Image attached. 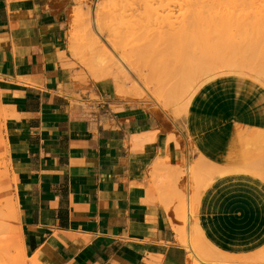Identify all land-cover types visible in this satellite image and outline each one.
Here are the masks:
<instances>
[{
  "label": "crops",
  "instance_id": "0c3cea01",
  "mask_svg": "<svg viewBox=\"0 0 264 264\" xmlns=\"http://www.w3.org/2000/svg\"><path fill=\"white\" fill-rule=\"evenodd\" d=\"M70 7V0H0V138L14 178L17 239L29 264H185L187 251L150 186L157 160L181 157L168 138L177 127L76 78L65 47ZM247 86L245 78H218L197 90V102L243 114L246 130L249 112L264 115V85L233 97ZM209 120L219 141L218 119ZM233 136L224 139L226 153L234 145L229 157L245 142ZM228 154L232 170L198 167L225 172L202 199L211 216L193 226L213 246L239 236L264 246V184ZM231 207L241 209L242 222L223 215Z\"/></svg>",
  "mask_w": 264,
  "mask_h": 264
},
{
  "label": "rangeland",
  "instance_id": "374dc122",
  "mask_svg": "<svg viewBox=\"0 0 264 264\" xmlns=\"http://www.w3.org/2000/svg\"><path fill=\"white\" fill-rule=\"evenodd\" d=\"M144 1L145 0H70L71 7H70V11L68 13V20L66 21V24H65V47L67 50V54H68L69 58L71 59L70 65L72 67H74L75 69H77V75H76L77 79H79L85 83L86 82L87 83H94L98 86H100V85L103 86L104 90L107 91L110 98H113L114 101H120V102L130 101V102L137 103L138 105L143 106V108H145L148 111L155 112L156 114L165 115L167 120L173 124V127H177L176 129L174 128V130H175L174 132H177V134L176 135L170 134L168 138L170 140V143L173 145V148H176L177 152L180 151L181 157H180V159H177V158L174 159L173 153L171 152V153L167 154L164 158L157 160L153 164L152 169H151L150 186H151L152 191L155 193L156 199L159 202H161L165 206V208L168 210L169 221L171 222V224H172V226H173V228L177 234V241L180 244H182L187 251V258H186L185 264H264V258H263L264 247L259 252L254 253L258 246H263L261 240L258 241L261 243L259 245L257 244L256 241H249L246 238H242L240 236L237 238H234V239H227L226 241H224L222 243H217L215 241H212L214 246L219 248L221 251L227 252L229 254H233V255H227V254H224L222 252L217 251L215 249V247L213 245H211L210 243H208L205 240V238L201 235L202 232L199 231L195 226H193L194 224L195 225L196 224L202 225L201 218H203V217L205 218V217H208L210 215L209 207L204 206V201H202V199L205 198L204 193H205V191H208V188L210 187L211 183H214L213 181L218 178V175H221L224 173V172H220V171L218 172V169H216L215 172L209 171L207 169H205V171H203V170L199 171L200 168L196 169V167H199L201 164L206 165V166L211 165L210 167L218 166L220 168L228 165L229 167H226L227 170H231L230 165H229L230 162L226 161V158H225L226 157V155H225V153H226L225 147L226 146H225V142H224L225 140L224 139L227 138V136H229V134L234 135V136L242 135L244 137H248L249 132L251 130H252L251 132H253V130H258L259 132L262 131V133H264V120L262 119V116H264V115L259 114L260 110H259V112L257 111V115L254 114L256 117H254L252 119V114L248 110L244 109L243 113L245 114V117L247 116L246 112L247 113L249 112V114L251 115L250 116L251 120L253 122H251V124L248 126L249 127L248 129L241 130V124L244 121V119H243L244 115L243 114L239 118L236 115L232 116L229 109H228V112L226 114H224V111L220 112L219 114H216L214 111L211 112L210 109H208V111L205 110L203 108V106L200 105L199 102H197V97H199L200 93H201V92L199 93L197 90L202 85L209 83L211 81H214L218 78H224V77L228 78V77L233 76V77H239V78L247 79V81H248L247 88H245L243 91H234L232 93V95H234L233 96L234 98H240L242 95L247 96L254 89L259 92V90H258V88H260L259 85L262 86V83L264 85V73H263L264 72V54H263L264 53V44H263L264 42L262 43V41H264V0H199V1H197V0H192V1L191 0H154L155 2H153V3L150 2L151 0L148 2H144ZM196 2H198V5L196 4L197 7H195V8H198V6L201 4L199 6L201 8H199V10L197 9L198 12H203V13H201L202 15L200 14V16L204 15V13H205L204 11H210L211 13L214 12L216 16H218V14L221 15V13H222L221 17L223 18V20H225L227 25H229L232 17H233L232 21H236L239 17L240 23H242L243 25H245V24L248 25L249 28L245 27L246 28L245 30H247V29L248 30L243 32L244 27L242 24L238 23L239 21L237 20L236 22L240 25V26L238 25L237 27L239 28L242 26L241 31L238 28H237L238 29V31H237V29L235 28L236 22H235V24H233L234 22L233 23L231 22L232 24H230V25H232V27L230 25L226 26V24L224 22V23H222V24H225L224 28L220 27V26H223L222 24L217 25V28H221V30L223 31L222 33H219L218 31L221 32V30L220 29L215 30L214 25H213V28H214L213 29L212 25L210 23L208 25L205 24V21H207L206 19L208 16H209L208 18H211L212 16L216 17V16H214V14H212V16L209 15V12L207 14L205 13L207 15V17L205 15V17H206V19L204 18L205 20L203 19V17H202V19H201V17L197 18L199 20L201 19L200 21H204V23L203 22L199 23L200 27H199L198 23H195V24H198V25H195L196 27L193 24H192L193 26H191V24L190 25L187 24V21L191 22L193 20V22H194L196 20V19L194 20V17H193V19L191 18L192 17L191 14H190L191 17L188 16L189 13H191V12L193 13V11L195 9L193 7L195 6L194 4ZM228 2H231V3H228ZM145 3H147L148 5L146 4V6H145ZM175 3H177V5ZM229 5L234 6L236 10L235 9L232 10L233 7L230 8ZM203 6H204V8H203ZM238 6H240V7L238 8ZM148 7H149V9H148ZM190 7H191V9H190ZM229 8H230V10L228 11ZM185 11L187 12L186 16L190 17L189 18L190 21L187 20L188 18H186L185 14H184ZM197 11H196V15L198 14ZM239 12H241V13L243 12L244 15H245V13H248V16L246 17L247 14L245 16L243 14H239ZM216 13H218V14H216ZM229 13H230V16L232 14L231 17H228ZM182 14H184V15H182ZM194 14L195 13H193V15ZM225 14L227 15L226 16L227 18L225 17ZM238 14L240 16L241 15L242 16L240 17V16H238ZM233 15H237V16H233ZM84 16H85V19H84ZM96 16H97V20L100 19L99 21H101V24L104 25L101 29L105 33L102 36H99V37L97 36L98 37L97 40L100 43L99 47L101 48L102 43H103L102 45H106V43H107L106 39H108V41L110 39H113V40H111V42L116 40L115 43L118 45V47L125 50V52L130 56V58L133 60V62L136 64V66H137V64L142 66V67H140L138 65L137 67L140 69L142 68V72H143L142 74L145 75L146 79H145L144 84H143V80L141 78L140 79L142 80L141 81L142 83L138 84V83H135L134 81L126 78V77H123L121 79H118L117 77L115 78L110 73H108L105 69H103V67H104L103 64L99 62V58H98L99 55H95V54H100V53H95L96 51L97 52H101V51L99 50V47H98V50H97V48L93 47V46L96 47L99 44L98 45L97 44L92 45L89 42H88L89 43L88 44L86 42L87 37H86V35H84V34H87V30H88L87 28L92 26L93 19L96 20ZM178 16H179V18H178ZM181 17H183V19L186 18L183 21H185L184 23L189 25V26H187V25L184 26V29L181 26V25H185L184 23H181L182 22V20L180 21V19H182ZM235 17H236V19H235ZM195 18H196V16H195ZM174 19H177L176 20L177 23H175L176 21L174 22ZM226 19H228L229 22H227L228 20H226ZM244 19L245 20L247 19V20L245 21ZM97 20L95 21V23L98 22L97 24H99V21H97ZM253 20H255V21H253ZM208 21L206 23H208ZM220 21H222V20H220ZM171 22H172V24H171ZM88 23L90 26L88 25ZM167 23H169V25ZM176 24H178V27L176 26ZM201 24L204 27H202ZM86 25H87V27H86ZM99 25H97V26H99ZM167 25L169 26V29H166V28H168ZM172 25H174V26H172ZM209 25H211V26L209 27ZM233 25H235V26H233ZM146 27H148V28H146ZM163 27H165V28H163ZM176 27L178 28V30ZM186 27H187V29H186ZM192 27H193L194 31H192ZM206 27H207L206 31L210 28V31L208 30V32H207V33H209L210 38L208 37L207 41H209V43H210V41L211 42L213 41L212 39H214V41L216 39L215 45L217 48H218L217 45H219V44H217V40H219V39L221 41L224 40L223 42L225 43L227 41L226 38H228L229 36L234 34V36L236 35L237 37L235 36L233 38V36H232V39H231V37H229V39H228L229 42H226V44L222 43L220 40L218 41L219 43H222L221 45H222L223 49L227 45L230 44V47L232 46L231 50L233 51V54L235 55V53H236L235 51L239 48V46H236V45L240 42L241 44L239 43L238 45H241L242 48L240 47V49H241V50L239 49L240 52L238 50H237V52L239 54L243 53L242 55H245V56H247L248 53L252 54L246 58L243 57V59H242V55H240L241 56L240 58L242 60H244V58H245L246 61L252 60L253 62H255V63H253L251 61L254 65L257 64L255 61V58H257L260 55L256 59L258 61V67L260 66V68L256 67L257 65L254 67L252 65L253 68H256L255 69L256 72L257 73L259 72L258 74H259L260 79H257L254 75H252V76L250 74L245 75V73L243 74L242 72H239V71L238 72H226L225 71V73L220 72V74H217L218 73L217 71H216L217 72L216 73L214 70H210V71H208V73H206L208 75L204 76L205 75V73H204L203 75L201 74V76H203V77H201L199 75V78L198 77H197L198 79L196 78V80H197L196 82L199 81L198 83H200V81H202V83L200 84V86L198 88H196V90H194V92L192 94H191V92L193 90L192 88L185 90V93L183 90V92H180L181 95H179V96H178L179 91H177L179 89H176V91L167 89L168 87L166 85L170 82V81L168 82L167 79L170 80L171 78L169 77L166 80H164L166 78V76H165L166 72L165 71H167V70H164L166 67H169V68L171 67L172 70L175 69L176 65L174 64V61H177L176 62V64H177L179 62L178 60H180V62H181V59L184 58V60H185V58H186L185 56H188V55H189L188 56L189 59H186V60H189V62H190L191 61L190 55L194 54L193 51H195V50H196L197 54L200 52L199 53L200 55L204 52V50L205 51L209 50V52H206V54L210 53V47H212V45L209 44L208 42H206V38L204 37L205 36L204 33H206V32H204ZM230 27H231V29H230ZM107 28H109L108 32L106 31ZM161 28H163L164 30H161ZM149 29L152 31H150ZM174 29L176 30V32H173ZM224 29H225V31H228L227 32L228 34L224 31ZM252 29H253V31L250 32V30H252ZM166 30L167 31L169 30L170 33L167 32ZM195 30H196V32H195ZM200 31H202V32H200ZM232 31L234 33H231ZM248 31L253 36H250L249 33H246ZM212 32H214V33H212ZM216 32H218V33H216ZM224 32H225V34H227L229 36L227 37V35H226V37H224L225 36ZM111 33H112V35H110ZM144 33H146V34L144 35ZM164 33L166 34V36ZM167 33H169V34L167 35ZM175 33H176V35H175ZM191 33L193 35H191ZM201 33H202V35H201ZM211 33H212V35H211ZM152 34L153 35L156 34L155 36L157 38L156 37L150 38ZM158 34H159V37H158ZM177 34H178V37H177ZM216 34H219V35L217 36ZM221 34H223V35H221ZM160 35H161V38L163 36H164L163 38L168 37V38H166V39H168L167 42L171 40L168 44L167 42L165 43V41L163 42L164 39L162 38L161 39L162 42L160 41L162 43V45L166 44V45H164L165 48H167V46L169 45V47H168L169 49H165L164 46H163V48L167 52L169 51V53L172 50V52H171L172 55L173 54L175 55L176 49H177L178 53H176V54H178V56H179V54L181 55L183 53L182 54L183 57L181 55V59L179 57H178V59H176L177 58V55H176L175 58L173 56L174 60L171 58V61H170V57H169L170 54L169 55L167 54L168 55L167 60H169V61H166L165 50H164V55H162L163 51H162V54L159 53V50H163V48L161 47L162 45H160V47L162 48V49H160L159 45L157 44V43L161 44L159 42ZM169 35L171 36V38ZM172 35H174V36L172 37ZM106 36L107 37L112 36L113 38L112 37L106 38ZM192 36H194V39H192L193 38ZM206 36H207V34H206ZM219 36H222L223 39H222V37L218 38V39L216 38ZM242 36L245 37V39ZM187 37H189V38L187 39ZM199 37L200 38L203 37L202 38L203 40L200 39ZM212 37H214V38H212ZM253 37H255V38H253ZM257 37H259V38H257ZM147 38H149V39H147ZM236 38H239L242 40L239 41V40H236ZM256 38H257V41L259 39H261V40L258 41L257 43H255L253 41H256L255 40ZM145 39H147L148 41ZM150 39H152V40H150ZM190 39H192V40L190 41ZM243 39H244V41L246 40V42H244ZM247 39L249 40V42ZM141 40H143L145 43L147 41V43L145 44L143 41L141 42ZM157 40H158V42H156ZM172 40L173 41L175 40V41L172 42ZM176 40H177V42H176ZM187 40L190 42H193V43H191V44L186 43ZM195 40H197L198 42L201 40L199 42L200 44L196 43L197 41H195ZM151 41H153V42H151ZM235 41H238V42H235ZM242 41L244 43H242ZM171 42H172V44H170ZM201 42L203 44H201ZM215 42H212V43L214 44ZM109 43H110V41H109ZM151 43H152V45H151ZM173 43H175V44H173ZM231 43H234V44L236 43V45L234 46V44H231ZM248 43H249V46H248ZM260 43H262L263 45ZM138 44L139 45L141 44V45L139 46ZM176 44H177V46H179L178 48H177ZM186 44H189V45L187 46ZM193 44L195 45L196 49L195 48L193 49V47H194ZM206 44H209L210 47L206 46ZM259 44L262 45L263 47H261ZM90 45H92V46H90ZM154 46H156L157 49L159 47V50H157V52L159 54H161V55H159L160 57L162 56V58H160L161 63H163L162 61H164V59H163V56H164L165 61L167 63L168 62L170 63L173 60L172 63L175 65L174 68H172L174 66L172 63L171 64L173 66L168 63V65H170V66L167 65V66H165V68H164V65H166L165 63H163V64L160 63L159 65L157 64L158 62H160V60L158 61V59H159L158 54H154V53H156L155 52L156 49ZM187 47H189V48H187ZM207 47H209V49H207ZM230 47H229V50H230ZM245 47H246V49H245ZM222 48L219 47V49H216V48L215 49L219 50V51H223ZM261 48H263V49H261ZM154 49H155V51H154ZM200 49L203 52L200 51ZM215 49L212 48V50H215ZM226 49H228V46L226 47ZM134 50L135 51L137 50V51L134 52ZM232 51L230 54H232ZM146 52L152 53V54L150 53L151 56L149 54V58L150 57L153 58L156 55L155 58H157V60L154 58L151 60V58H150V61L147 60V61H149V63L147 62V64H146V60H145L146 57H143V56H148V53H146ZM238 53H237V55H239ZM221 54H222V52H221ZM225 54H227V53H224V55L223 54L222 55L226 56ZM261 54H262V56H261ZM172 55H170V56H172ZM198 55L195 57L196 58L198 57L197 59L199 60L200 55L199 56ZM96 56H98V57H96ZM203 56H204V53H203ZM203 56L201 58L206 57V55L204 57ZM208 57H209V55H208ZM149 58L147 57V59H149ZM232 58H233V56H232ZM237 58L238 57L236 56V59ZM262 59H263V61L261 63H259L260 62L259 60H262ZM153 60H155V61H153ZM184 60L182 59V62ZM193 60H194V57L192 58V61ZM151 61L153 63L155 62V64H153ZM196 61L197 60H195L194 62L196 63ZM180 62L178 64H180ZM150 63H151V66L149 65ZM191 63L186 62V64H184V66L186 65V67L188 66L190 68L191 67L194 68L193 66H195V63L193 64V66L191 65ZM252 63H250V65ZM144 64H146V65H144ZM156 64L159 66V69H158V66ZM178 64H177V70L180 67L179 70L178 71L173 70L175 72V75H178V73L176 74V72H179V74L181 73L180 75H182L183 73H182V71L180 72V70H184V72L188 71V69H186V67L182 68L183 65L181 66V64H180V66H179ZM197 64L200 65L199 63H197ZM197 64H196V66H197ZM189 65H191V66H189ZM143 66H145V67H143ZM149 66L151 68L152 67L154 68L155 73H154V71H152L153 69L151 71H148L149 69H151V68H149ZM155 67L157 68L156 70H155ZM144 68H146V69L144 70ZM192 68H191V71H192ZM166 69H168V68H166ZM158 71H160L159 74L156 73ZM168 73L171 74V70H169ZM188 73H189V71H188ZM155 74H157V75H155ZM161 74H164V75L161 76ZM260 74H262V75H260ZM175 75L174 74L171 75V76H173L174 81L176 80L175 77L178 78V76H175ZM137 76L139 77V75H137ZM183 76L184 77L186 76L185 73ZM161 77H164V79ZM179 77H181V76H179ZM188 77H189V75H188ZM181 78L183 79V77H181ZM162 79L164 80L163 83H162ZM185 79H186V81H189V78L187 79L185 77ZM185 79H183V81ZM177 80L180 83L183 82V81H179V78ZM177 80H176V82H177ZM166 81H167V83L164 84V82H166ZM163 84L165 85L164 87H163ZM257 84H259V85H257ZM189 92L191 95H189ZM261 94L264 97V90ZM176 96H178V98H180V100L177 99ZM180 96L182 97L183 100L190 97L185 109H184V107H182V106L180 107V105H179L181 103L180 101L182 100ZM234 107L237 109V104H234ZM260 116H261V118H260ZM209 119H214V120L218 119V121L215 123V125H217V126L219 125L218 128L220 130H219V132H217V134L220 137L219 141H217L218 139L215 140V138H213V136L210 134L211 131L209 130V127L211 126V123H210V126H209V124H206V122H210ZM239 124H240V126H238ZM233 129H234V131H233ZM231 133H233V134H231ZM226 141H229V140H226ZM249 144L250 143H247V145L245 147L247 148V146H249ZM262 144H261V146H262ZM215 145H219V146L215 149ZM257 145H260V143L259 144L257 143ZM254 147H256V148L254 149ZM254 147L252 145V149L254 151H259L261 153V156H259V157H262V159L264 160V145L262 147H260V146H254ZM240 157H242V156H240ZM232 160H233L232 162L241 163L239 158L235 157V159H234V156L232 157ZM246 160H247V158H246ZM244 161H245V159H244ZM193 167H194V170H193ZM263 167H262L263 170H260L261 168L259 169L261 171V172H259L261 174V176H259L258 173H254V174L255 175L257 174V176H259L261 178V181L264 184V168ZM223 170H225V169H223ZM232 173H234V172H232ZM226 174H230L229 171L226 172ZM0 178H1V182H0V198H1L0 199V208H1L0 209V264H29L30 258H28L26 256V254H25V252L21 246L20 240L17 239L18 219H17V206H16V201H15V197H14V188H13L14 178L8 169V164H7V160L5 158V151L3 149V144H2L1 138H0ZM223 215L227 218V220H230L231 223H234L233 222L234 220L238 221V222H242L244 220L243 213L241 212V209L239 207H231L228 210L223 211ZM190 226L191 227L193 226V229ZM192 234H194V235H192ZM202 234L204 235V233H202ZM198 241L202 242L203 245L206 247L204 252L201 249L197 248L196 244L198 243ZM189 244L193 245V250L197 254L196 256L193 254L192 250L190 249ZM194 245H195L196 249H194ZM236 255H242V256H236ZM199 258L201 260H203V262L201 260H199Z\"/></svg>",
  "mask_w": 264,
  "mask_h": 264
},
{
  "label": "bare ground",
  "instance_id": "6f19581e",
  "mask_svg": "<svg viewBox=\"0 0 264 264\" xmlns=\"http://www.w3.org/2000/svg\"><path fill=\"white\" fill-rule=\"evenodd\" d=\"M148 1H150V0H145L144 2H148ZM191 1H192V0H191ZM197 1H199V0H197ZM150 2L153 3V2H155V1H154V0L152 1V0H151ZM194 2H195V1H194ZM228 3H231V2H228ZM146 4H147V3H145V6H146ZM175 4L177 5V3H175ZM187 4H188V3H187ZM196 4L198 5V2H196V3L194 4L195 6H194L193 8L197 7ZM147 5H148V4H147ZM150 5H151V4H150ZM200 5H201V4H200ZM200 5H199V6H200ZM237 5H238V4H237ZM239 5H240V4H239ZM192 6H193V5H192ZM199 6H198V8H195L194 11H193V13H195L194 15L196 16V18H195V16L193 15L192 12L188 14V16H190V17H191V15H192L191 18L193 19V17H194V20L196 19L197 21L195 20L196 22H195V21L193 22V20L191 19L192 21H191V22H188V21H187V24H189V25L191 24V26H193V25L195 26V25H198L199 23H202V22L204 23V21H200V20L202 19V17H203V19H204V18L206 19V17H207L206 14H207L208 12H209V15L212 16V14H214V16H216L214 12L211 13L210 11H204L206 14L204 13L203 16H200V14L203 13V12H198V11H197V9L199 10V8H201V7H199ZM229 6H230V8L233 7L232 10L235 9L234 6H231V5H229ZM239 7H240V6H238V8H239ZM145 8H146V7H145ZM203 8H204V6H203ZM230 8L228 9V11L230 10ZM148 9H149V7H148ZM190 9H191V7H190ZM188 10H189V9H188ZM195 10H196L197 13H198L197 15H196V11H195ZM203 10H204V9H203ZM232 10H231V11H232ZM235 10H236V9H235ZM238 10H239V9H238ZM238 10H237V11H238ZM242 10H243V9H242ZM86 11H87V10H86ZM186 11H187V10H186ZM186 11H185V13L183 12V13L185 14V16H186V13H187ZM189 11H190V10H189ZM200 11H201V10H200ZM231 11H230V12H231ZM237 11H236V12H237ZM240 11H241V10H240ZM233 12H234V11H233ZM236 12H235V13H236ZM243 12H244V11H243ZM243 12H242V13L239 12V14H243V15H244ZM87 13H88V12H87ZM87 13H86V14H87ZM227 13H228V12H227ZM231 13H232V12H231ZM237 13H238V12H237ZM184 14H182V15H184ZM190 14H191V15H190ZM216 14H218V13H216ZM233 14H234V13H233ZM239 14H238V16H240ZM246 14H247V15H246ZM97 15H98V14H97ZM201 15H202V14H201ZM205 15H206V17H205ZM245 15H246V17H247V16H248V13H245ZM245 15H244V16H245ZM148 16H149V15H148ZM185 16H184V17H185ZM211 16H210V17H211ZM221 16H222V13H221V15L218 14V16H216V17H213V16H212L211 18H208V17H209V16H208L206 20H207V21L209 20V21H208V23H206L207 21H205V24L208 25V24L210 23V24L212 25V28H213V25H214L215 30H218V29L221 30V28H217V25H218V24H222V23L225 22V20H223V18H222ZM226 16H227V15L225 14V17H226ZM231 16H232V14H231ZM231 16H230V13H229V16H228V17H231ZM233 16H237V15H233ZM241 16H242V15H241ZM241 16H240V17H241ZM190 17H187V16H186V18H188L187 20L190 21V19H189ZM200 17H201L200 20L197 19V18H200ZM219 17H220V18H219ZM225 17H224V18H225ZM246 17H245V18H246ZM98 18H99V17H98ZM175 18H176V17H175ZM178 18H179V16H178ZM181 18H182V19H180V21L182 20L181 23H184L185 21H183V20H185L186 18H185V19H183V17H181ZM216 18H217V19H216ZM221 18H222V19H221ZM226 18H227V17H226ZM242 18H243V17H242ZM84 19H85V16H84ZM205 19H204V20H205ZM228 19H229V18H228ZM228 19H226V20H228ZM235 19H236V17H235ZM96 20H97V16H96ZM96 20L93 19V21H92V23H93L92 26H90L89 23H88V25H89L90 27L88 26L89 28H87V29H88V30H87V34H84V35H86V37H87V38H86V39H87V40H86L87 43L89 42V43L92 44V45H95V44L98 45V44H99V45L96 46V47L93 46L94 48H97V50H98V47L100 46V43L98 42L97 39H98L99 36H102V35H104L105 33H104V31L101 29L104 25L101 24V21H99L100 19L97 20V21H99V24H100V25L97 24L98 22L95 23ZM176 20H177V19H174V22H175ZM178 20H179V19H178ZM198 20H199V21H198ZM220 20H222L223 22L220 21ZM232 20H233V17H232V19L230 20L229 25L232 24L233 22H234L233 24H235V22H236L237 20L239 21V17H238V19H237L236 21H232ZM244 20H245V19H244ZM246 20H247V19H246ZM246 20H245V21H246ZM85 21H86V20H85ZM88 21H89V20H88ZM219 21H220V22H219ZM253 21H255V20H253ZM168 22H169V21H168ZM172 22H173V21H172ZM172 22H171V24H172ZM227 22H229V20H228ZM231 22H232V23H231ZM241 22H242V21H241ZM250 22H251V21H250ZM81 23H82V22H81ZM90 23H91V22H90ZM175 23H177V21H176ZM178 23H179V22H178ZM195 23H198V24H195ZM238 23H240V21H239ZM238 23L236 22V24H235L236 26L233 25V26H235L236 29L238 28V27H237V26L239 25ZM247 23H248V22H247ZM96 24L99 25V26H97ZM167 24L169 25V23H167ZM184 24H185V25H181V26L183 27V29H184V26L187 25L186 23H184ZM192 24H193V25H192ZM225 24H226V22H225ZM225 24H222L223 26H220V27H223V28H224V27H225ZM240 24H242V23H240ZM82 25H83V24H82ZM101 25H102V26H101ZM164 25H165V24H164ZM168 25H167V26H168ZM189 25H187V26H189ZM201 25H202V24H201ZM207 25H206V26H207ZM211 25H209V27H210ZM229 25L226 24V26H229ZM242 25H243V24H242ZM251 25H252V24H251ZM100 26H101V27H100ZM172 26H174V25H172ZM176 26L178 27V24H176ZM230 26L232 27V25H230ZM239 26H240V25H239ZM86 27H87V25H86ZM106 27H107V26H106ZM106 27H105V28H106ZM161 27H162V26H161ZM177 27H176V28H177ZM195 27H196V26H195ZM199 27H200V24H199ZM202 27H204V26L202 25ZM218 27H219V26H218ZM231 27H230V29H231ZM241 27H242V26H241ZM241 27L238 28V29H240V31H241ZM243 27H244V29H243L244 31H243V32H245V31L248 30V29L245 30L246 28H249L248 25H246V24L243 25ZM245 27H246V28H245ZM252 27H253V26H252ZM83 28H84V27H83ZM146 28H148V27H146ZM152 28H153V27H152ZM163 28H165V27H163ZM163 28H161V30H164ZM173 28H174V27H173ZM176 28H175V29H176ZM180 28H181V27H180ZM190 28H191V27H190ZM214 28H213V29H214ZM85 29H86V28H85ZM108 29H109V28H107V30H106V29H105V30L108 32V31H109ZM166 29H169V26H168V28H166ZM175 29H174V30H175ZM186 29H187V27H186ZM186 29H185V30H186ZM206 29H207V27L205 28V31L203 30L204 32H206V33H204V34H205L204 37L206 38V42L209 43V41H207V40H208V37L210 38V35H209V33H207V32H208V30L210 31V28H209L207 31H206ZM226 29H227V28H226ZM233 29H234V28H233ZM238 29H237V31H238ZM144 30H145V29H144ZM149 30H150V29H149ZM174 30H173V32H176V30H175V31H174ZM177 30H178V28H177ZM180 30H181V29H180ZM180 30H179V31H180ZM85 31H86V30H85ZM150 31H152V30H150ZM159 31H160V30H159ZM166 31H167V30H166ZM192 31H194L193 27H192ZM198 31H199V30H198ZM212 31H213V30H212ZM224 31H225V29H224ZM235 31H236V30H235ZM240 31H239V32H240ZM251 31H253V29L250 30V32H251ZM145 32H146V31H145ZM167 32H169V30H168ZM173 32H172V33H173ZM177 32H178V31H177ZM180 32H181V31H180ZM180 32H179V33H180ZM195 32H196V30H195ZM200 32H202V31H200ZM214 32H215V31H214ZM214 32H212V33H214ZM218 32H219V33H222L223 31L221 30V32H220V31H218ZM218 32H216V33H218ZM225 32L227 33L228 31H225ZM225 32H224V35H225L224 37H226V35L228 34V33L225 34ZM229 32H230V31H229ZM250 32L248 31V32H246V33H249V34H250ZM159 33H160V32H159ZM162 33H163V32H162ZM169 33H170V32H169ZM169 33H167V35H168ZM179 33H178V34H179ZM181 33H182V32H181ZM181 33H180V34H181ZM212 33H211V35H212ZM231 33H234V32L232 31ZM235 33H236V32H235ZM241 33H242V32H241ZM145 34H146V33H144V35H145ZM164 34H165V33H164ZM173 34H174V33H173ZM178 34H177V37H178ZM182 34H183V33H182ZM206 34H207V36H206ZM84 35H83V36H84ZM110 35H112V33H111ZM149 35H150V34H149ZM152 35H153V34H152ZM152 35H151L150 38H152V37H156V36H155L156 34L153 35V36H152ZM175 35H176V33H175ZM185 35H186V34H185ZM188 35H189V34H188ZM191 35H193V34L191 33ZM201 35H202V33H201ZM208 35H209V36H208ZM213 35H214V34H213ZM216 35L218 36L219 34H216ZM216 35H215V36H216ZM221 35H223V34H221ZM240 35H241V34H240ZM256 35H257V34H256ZM97 36H98V37H97ZM140 36H141V35H140ZM165 36H166V34H165ZM169 36H170V35H169ZM173 36H174V35H172V37H173ZM198 36H199V35H198ZM228 36H229V35H227V37H228ZM232 36H233V38H234L236 35L234 36V34H233V35H231V36H229V37H231V39H232ZM250 36H253V35L250 34ZM111 37H112V36H111ZM111 37H110V36H109V37L106 36V38H111ZM148 37H149V36H148ZM158 37H159V34H158ZM163 37H164V36H163ZM163 37H162V38H163ZM179 37H180V36H179ZM192 37H193L192 39H194V36H192ZM221 37H222V36H219V37H216V38L218 39V38H221ZM229 37L226 38V39H227V41L225 40L226 42H229V41H228ZM236 37H237V36H236ZM242 37H243V36H242ZM242 37H241V38H242ZM246 37H247V36H246ZM104 38H105V37H104ZM112 38H113V37H112ZM140 38H141V37H140ZM156 38H157V37H156ZM156 38H155V39H156ZM162 38H161V35H160V38H159L160 40H159V42H160V41L162 42V40H161ZM166 38H168V37H166ZM166 38H163V39H164L163 42L165 41V43H166L167 40H168V39H166ZM170 38H171V36H170ZM188 38H189V37H187V39H188ZM190 38H191V37H190ZM197 38H198V37H197ZM197 38H196V39H197ZM199 38H200V37H199ZM202 38H203V37H201L200 39H202ZM212 38H214V37H212ZM243 38L245 39V37H243ZM253 38H255V37H253ZM257 38H259V37H257ZM257 38L255 39L256 41H253V42L257 43L258 41L261 40V39H259V40L257 41ZM143 39H144V38H143ZM147 39H149V38H147ZM147 39H145V40H147ZM153 39H154V38H153ZM175 39H176V38H175ZM184 39H185V38H184ZM192 39H190V41H191ZM222 39H223V37H222ZM244 39H243V41H244ZM248 39H249V38H248ZM248 39H247V40H248ZM111 40H113V39H110V40H109L110 43H109L108 39H106V42H107L106 45H102V44H103V43H102V44H101V48L99 47V50H100L101 52H97V51L95 52V53H100V54H95V55H99V57H98V56H96V57L99 58V62L102 63L103 66L105 67V68L103 67V69H105L108 73H110V74H111L113 77H115V78L117 77L118 79H121V78H123V77H126V78H128V79H130V80H132V81H134L135 83H138V84H141V83H142L141 81L143 80V84H144L146 78H145V75L142 74V73H143V72H142V68H141V69L138 68L137 66H138L139 64H137V66H136V64L133 62V60L130 58V56L125 52V50H124V49H121V48L118 47V45L115 43V42H116L115 39H114L115 41H112V42H111ZM150 40H152V39H150ZM181 40H182V39H181ZM185 40H186V39H185ZM202 40H203V39H202ZM212 40H213L212 42H215V41H216V39H215V41H214V39H212ZM219 40H220V39H219ZM219 40H217V44L220 45V46L217 45L218 48H217L216 45H215L216 42L213 44V43L210 41L209 44H211L212 47H210L209 44H206V46H209V47H210V53H209V54L207 53V54L209 55V57H208V55L206 54V52H209V50H208V51H205V50H204V52H203V51L200 49V51H202V52L204 53V56L206 55V57H204V56H203V53L201 52V53H202L201 55H202L204 58H201L202 56L199 54L200 52L198 53V54L200 55V56H199V55L196 53V50H195V51H193L194 54H191V55H190V60H191L190 62H189V60H186V59H189V57H188L189 55H188V56H185V57H186L185 60H184V58H182V59L184 60V61L182 62L181 55H182L183 53H182L181 55L179 54V56H178V54H176V53H178V52H177V49H176V53H175V55H174V54L172 55V54H171V52H172L171 49H170V50H171L170 53H169V51L167 52V51L165 50V49H169V48H168L169 45L167 46V48H165L164 45H166V44L162 45L161 42H160L161 44L157 43V44L159 45V47H160V45H162L161 47L163 48V46H164V48H165V49L163 48V50H159V47H158V49H157V47L154 46L155 49H156V51H155V49H154V51L156 52V53H154V54H158V57H159L158 61L160 60V58H162V56H161V57L159 56V55L162 54V51H163V54H162V55H164V50H165V53H166V61H169V60H167V56H168L169 54L172 55V56L169 55V57H170V61H171V58L174 60V58H175L176 55H177V58H176V59H178V57L181 59V62H182V63L180 62V60H178V61L180 62L181 66L183 65L182 68H183V67H184V68L186 67V65L184 66V64H186V62H187V63H191V62H192L191 65L193 66V64L195 63L194 61L197 60L196 63H195V66H193L194 68L191 67V68H192V71H191V68H190V67H188V66L186 67V69H188V71H189L190 74L188 73V71H185V72H184V70H180V72L182 71L183 74L180 75L181 73L179 74V72H176V74L178 73V75H175V72H174L173 70H177V64H178L179 62L176 64L177 61H174V64L176 65V68L173 69V70L171 69V67H170V68H169V67H166V68H168L169 70H171V74H170V73H168L169 70L165 68V66H167L169 62L167 63V62L165 61L164 56H163L164 61H162V62L166 64V65H164V68H165L164 70H167V71H165L166 73L164 72V73L166 74V75H165L166 78L164 79L165 76H164V77H161V78H163L164 80H166L167 78L170 77V78L172 79V80H171V79H170V80L167 79V81H168V82L170 81V82L166 85V86L168 87V88H167V87H166V88L169 89V90H173V91H176V89H179V90H177V91H179V92H178V96L181 95L180 92H183V90H184V93H185V90H188L189 88H192V89H193V90L191 89V90H192L191 94H192V93L194 92V90H196V88H198V87L200 86V84L202 83V81H200V83H198L199 81L196 82V81H197L196 78H197V77L199 78V75L201 76V74L203 75L204 73H205L204 76L208 75V74H206V73H208V71H210V70H214L215 72L217 71V72H218V73L216 72L217 74H220V72H224V73H225V71H226V72H238V71H239V72H242L243 74L245 73V75H246V74H247V75L250 74L251 76L254 75L257 79H260L259 74H258L259 72L257 73L256 70H255L256 68H253V67L256 66V65H257L256 67H258V61H257L256 59L260 56L259 54H258L259 56H258L257 58H255V61H256L257 64L254 65L253 63H255V62H253L251 59H250V60H251L253 63H252L251 61H248V60L246 61V59H245L246 57H248L249 55H252V54H249V53L247 54V53H246L247 56H245V55H242V54H243L242 52H241L242 54H239V53L237 52V50L240 52V50H241L240 47L242 48L241 45H238L240 42H239L237 45H236V43H235V44H234V43H231V44H234V46H235V45H236V46H239V48L235 51L236 53H235V55H234V54H233V51L231 50V47H232V46L230 47V44H229V45H227V46H228V49H226L227 46L223 49L221 44L224 43V42H223L224 40H223V41L220 40L222 43H219V42H218ZM236 40H239V41H240V40H242V39L236 38ZM249 40H250V39H249ZM249 40H248V42H249ZM99 41H100V40H99ZM142 41H143V40H141V42H142ZM147 41H148V40H147ZM147 41H146V43H147ZM170 41H171V40H170ZM170 41H168L167 43L169 44ZM174 41H175V40H174ZM174 41L172 40V42H174ZM190 41L187 40L186 43H190V44L193 43V42H190ZM195 41H197V40H195ZM200 41H201V40H200ZM200 41H199V42H200ZM243 41H242V43L246 42V40H245L244 42H243ZM97 42H98V43H97ZM141 42H140V43H141ZM143 42H144V41H143ZM151 42H153V41H151ZM156 42H158V40H157ZM172 42H171L170 44H172ZM176 42H177V40H176ZM199 42L197 41L196 43H199ZM226 42H225L224 44H226ZM233 42H234V41H233ZM235 42H238V41H235ZM263 42H264V41H262V43H263ZM89 43H88V44H89ZM144 43H145V42H144ZM146 43H145V44H146ZM149 43H150V42H149ZM251 43H252V42H251ZM251 43H250V44H251ZM262 43H260V44H262ZM142 44H143V43H142ZM155 44H156V43H155ZM173 44H175V43H173ZM178 44H179V43H178ZM180 44H181V43H180ZM182 44H183V43H182ZM199 44H200V43H199ZM199 44H198V45H199ZM201 44H203V43L201 42ZM240 44H241V43H240ZM253 44H254V43H253ZM260 44H259V45H260ZM263 44H264V43H263ZM263 44H262V45H263ZM92 45H90V46H92ZM138 45H139V44H138ZM140 45H141V44H140ZM140 45H139V46H140ZM143 45H144V44H143ZM151 45H152V43H151ZM186 45L188 46L189 44H186ZM193 45H194V44H193ZM196 45H197V44H196ZM242 45H243V44H242ZM262 45H260V46L263 47ZM88 46H89V45H88ZM145 46H146V45H145ZM147 46H148V45H147ZM171 46H172V45H171ZM176 46H177V44H176ZM182 46H183V45H182ZM213 46H214V47H213ZM234 46H233V47H234ZM248 46H249V43H248ZM248 46H247V47H248ZM254 46H255V45H254ZM93 47H92V48H93ZM150 47H151V46H150ZM152 47H153V46H152ZM161 47H160V49H162ZM172 47H173V46H172ZM174 47H175V46H174ZM178 47H179V46H177V48H178ZM185 47H186V46H185ZM198 47H199V46H198ZM200 47H201V46H200ZM204 47H205V46H204ZM209 47H207V49H209ZM219 47L222 48L223 51L216 50V49H219ZM229 47H230V50L232 51V54H230L231 51L229 50ZM258 47H259V46H258ZM94 48H93V49H94ZM137 48H138V47H137ZM141 48H142V47H141ZM144 48H145V47H144ZM144 48H143V49H144ZM187 48H189V47H187ZM191 48H192V47H191ZM194 48L196 49L195 45H194L193 49H194ZM212 48H213V49L216 48V49H215L216 51H215V50H212ZM234 48H235V47H234ZM130 49H131V48H130ZM133 49H134V48H133ZM138 49H139V48H138ZM146 49H147V48H146ZM202 49H203V48H202ZM205 49H206V48H205ZM207 49H206V50H207ZM225 49H226V50H225ZM239 49H240V50H239ZM245 49H246V47H245ZM250 49H251V48H250ZM250 49H249V50H250ZM259 49H260V48H259ZM261 49H263V48H261ZM151 50H152V49H151ZM157 50H159V53H161V54H159V53L157 52ZM227 50H228V51H227ZM249 50H248V51H249ZM251 50H252V49H251ZM136 51H137V50H136ZM136 51L134 50V52H136ZM144 51H145V50H144ZM144 51H143V52H144ZM152 51H153V50H152ZM188 51H189V50H188ZM224 51H225V52H224ZM218 52H219V53H218ZM221 52H222L223 55H224V53H227V54H225L226 56H223V55L221 54ZM223 52H224V53H223ZM261 52H262V51H261ZM138 53H139V52H138ZM146 53H148V52H146ZM150 53H151V52L148 53V56H143V55H142L143 57H146V59L144 58V59L146 60V64H147V62L149 63V61H150V58H151V57L149 58V54H150ZM195 53H196V54H195ZM237 53H238L239 55H237ZM140 54H141V53H140ZM143 54H144V53H143ZM151 54H152V53H151ZM151 54H150V56H151ZM167 54H168V55H167ZM228 54H229V55H228ZM255 54H256V53H255ZM263 54H264V53H263ZM127 55H128V56H127ZM145 55H146V54H145ZM186 55H187V54H186ZM192 55H193V56H192ZM197 55L200 57L199 60L197 59L198 57H197V58L195 57V56H197ZM231 55L233 56V58H232ZM240 55H242V59H243V57H245L244 60H242V59L240 58V57H241ZM139 56H140V55H139ZM142 56H141V57H142ZM173 56H174V58H173ZM222 56H223V57H222ZM229 56H230V57H229ZM236 56L238 57L237 59H236ZM261 56H262V54H261ZM141 57H140V58H141ZM147 57H148L149 59H147ZM155 57H156V55H155ZM155 57H153V58L157 60V58H155ZM169 57H168V58H169ZM182 57H183V55H182ZM193 57H194V60L192 61V58H193ZM153 58H151V60H152ZM228 58H229V59H228ZM230 58H231V59H230ZM250 58H251V57H250ZM133 59H134V58H133ZM176 59H175V60H176ZM232 59H233V60H232ZM239 59H240V60H239ZM247 59H248V58H247ZM252 59H253V58H252ZM147 60H149V61H147ZM173 60H172V62H173ZM153 61H155V60H153ZM158 61H157V62H158ZM185 61H186V62H185ZM219 61H220V62H219ZM241 61H242V62H241ZM245 61H246L247 63H246ZM259 61H260L259 63H261V62L263 61V59H262V60H259ZM151 62H152V61H151ZM172 62H170L169 64L172 65V64H173ZM248 62H249V63H248ZM152 63H153V62H152ZM160 63H161V60H160V62H158L157 64L159 65ZM163 63H161V64H163ZM171 63H172V64H171ZM197 63H199L200 65H198ZM250 63H252V64L250 65ZM146 64H144V65H146ZM153 64H155V62H154ZM157 64H156V65H157ZM174 64H173V65H174ZM180 64H178V65L180 66ZM196 64H197V66H196ZM149 65L151 66V63H150ZM156 65H155V66H156ZM158 65H157V66H158ZM170 65H168V66H170ZM173 65H172V66H173ZM175 65H174L172 68H174ZM191 65H189V66H191ZM252 65H253V67H252ZM261 65H262V64H261ZM139 66H140V65H139ZM150 66H149V68H151ZM140 67H142V66H140ZM143 67H145V66H143ZM160 67H161V66H160ZM162 67H163V66H162ZM179 68H180V67H179ZM179 68H178V70H179ZM252 68H253V69H252ZM258 68H260V66H259ZM145 69H146V68H144V70H145ZM152 69H153V70H152ZM156 69H157V68L155 67V70H156ZM158 69H159V66H158ZM186 69H185V70H186ZM151 70L154 71V68L152 67V68L149 69L148 71H151ZM160 70H161V69H160ZM178 70H177V71H178ZM139 71H140L141 73H140ZM173 72H174V73H173ZM211 72H212V71H211ZM215 72H214V73H215ZM154 73H155V71H154ZM156 73L159 74L160 71H158V72H156ZM162 73H163V72H162ZM172 73H173L175 76H178L179 81H183V79H185V77H186L187 79L189 78V81H186V79H185L183 82L180 83V82H178V80H177L178 78L175 77V79L177 80V82H176V80L174 81L173 76H171V75H173ZM184 73H185V75H186L185 77L183 76ZM186 73L189 75V77H188V75H187ZM260 73H261V72H260ZM263 73H264V72H263ZM145 74H146V73H145ZM137 75H139V77H138ZM146 75H147V74H146ZM155 75H157V74H155ZM163 75H164V74H161V76H163ZM168 75H169V76H168ZM209 75H210V74H209ZM260 75H262V74H260ZM147 76H148V75H147ZM167 76H168V77H167ZM179 76L183 77V79H182L181 77H179ZM254 76H253V77H254ZM201 77H203V76H201ZM201 77H200V78H201ZM212 77H213V76H212ZM140 78H141L142 80H141ZM198 78H197V79H198ZM210 78H211V77H210ZM163 79H162V83H163V81H164ZM180 79H181V80H180ZM201 79H202V78H201ZM201 79H200V80H201ZM167 81L164 82V84L167 83ZM173 81H174V82H173ZM260 81H261V80H260ZM171 82H172V83H171ZM203 82H204V81H203ZM164 84H163V87L165 86ZM262 85H263V83H262ZM191 94H190V92H189V95H191ZM182 95H183V94H182ZM185 95H186V94H185ZM185 95H184V96H185ZM189 95H188V96H189ZM178 96H176V97H177V99L180 100V98H178ZM180 97H181V96H180ZM183 98H184V97H183ZM185 98H186V97H185ZM181 99H182V97H181ZM189 99H190V97H189V98H186L185 100L182 99L183 101L181 100V101H180L181 103L179 102V103H180V104H179L180 107L182 106V107H184V109H185V107H186V105H187ZM177 102H178V101H177ZM176 111H177V110H176ZM183 113H184V112H183ZM251 131H252V130H251ZM251 131H250V132H251ZM250 132H249V136L244 138V139H245V142L242 143V147H243V148H242V149H239L240 147L237 146V147H239V148H237V150H240V151H238V156H239V157L237 156V153H236L237 150H235L236 148L234 149V152H235V151H236V152L234 153L233 156H237L236 158H239V160L243 157V158L240 160V161H241V163H240L241 165L238 163V165H240V166L242 167V170H245V171L247 170L248 172H251V173H253V174H254V173H258V175L261 176V174H260L259 172H261L260 170H263L262 167L264 166V160L262 159V157H259V156H261V153H260L259 151H254V150L252 149V145H253V147H254V146H260V147H262V146L264 145V143H263V142H264V133H262V131L259 132L258 130H254L252 133H250ZM247 133H248V132H247ZM241 136H242V135H241ZM243 137H244V136H243ZM243 137H242V138H243ZM233 138H234V136H233ZM236 139H237V138H236ZM244 139H243V140H244ZM243 140H242V141H243ZM232 141L234 142L235 140L232 139L231 142H232ZM239 141H241V140H239ZM261 141H262V142H261ZM233 142H232L230 145H233ZM236 142H237V141H236ZM234 143H235V142H234ZM247 143H250V144H249V146H247V148H246L245 146L247 145ZM252 143H253V144H252ZM257 143H258V144L260 143V145H257ZM262 143H263V144H262ZM236 144H237V143H236ZM261 144H262V146H261ZM230 145H229V146H230ZM238 145H239V144H238ZM233 147H234V145H233L232 147H230V149L232 148V151H233ZM248 147H249V148H248ZM250 147H251V148H250ZM255 148H256V147H254V149H255ZM230 149H229V151L227 150V153L225 154V155H227V154L229 153V154H228V157H229L230 153L233 154V152H231ZM257 149H258V148H257ZM232 154H231V156L229 157L230 159L232 158ZM240 156H242V157H240ZM226 158H227V156H226ZM229 158H228V160H230ZM246 158H247V160H246ZM234 159H235V157H234ZM244 159H245V161H244ZM231 160H232V159H231ZM226 161H227V160H226ZM232 161H233V160H232ZM238 162H239V161H238ZM226 164H227V163H226ZM226 164H225V165H226ZM235 164H236V163H235ZM238 165H236V166L233 165V166L238 167ZM210 166H211V165H210ZM220 166H221V165H220ZM240 166H239L238 169H241ZM223 167H224L225 170H226V169H227L226 167H229V166L226 165V166H223ZM230 167H231V165H230ZM197 168H198V167H197ZM211 168H212V167H211ZM215 168H216V167H215ZM221 168H222V167H221ZM260 168H261V169H260ZM263 168H264V167H263ZM222 169H223V168H222ZM230 169L232 170V168H230ZM233 169H234V167H233ZM235 169H237V168H235ZM259 169H260V170H259ZM210 170H211V169H210ZM210 170H209V171H210ZM215 170H216V169H215ZM215 170H214V171H215ZM204 171H205V170H204ZM257 171H258V172H257ZM224 172H225V171H224ZM227 172H228V171H227ZM210 173H211V172H210ZM203 174H204V173H203ZM256 175H257V174H256ZM0 199H1V198H0ZM1 205H2V204H1ZM187 205H188V204H187ZM189 208H190V207H189ZM0 209H1V208H0ZM1 213H2V212H1ZM201 243H202V242H199V241H198V243L196 244V246H197L198 249H201V250L204 252L206 247L203 245V243H202V244H201ZM189 247H190V249L192 250L193 254L196 256L197 254H196V252H194V250H193V245L189 244ZM263 247H264V246H263ZM194 249H196L195 245H194ZM262 255H263V254H262ZM263 258H264V256H263ZM199 260H201V259L199 258ZM201 261L203 262V260H201Z\"/></svg>",
  "mask_w": 264,
  "mask_h": 264
}]
</instances>
